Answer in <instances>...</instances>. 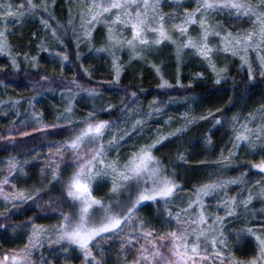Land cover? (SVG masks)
<instances>
[{
  "label": "snow or ice",
  "instance_id": "obj_1",
  "mask_svg": "<svg viewBox=\"0 0 264 264\" xmlns=\"http://www.w3.org/2000/svg\"><path fill=\"white\" fill-rule=\"evenodd\" d=\"M77 3L75 11L69 9L67 24L53 27L50 21L55 17L49 11L48 0H0V56L8 60L7 65H0V74L5 68L16 73L22 64L36 69L40 51L53 55L63 68L69 59L63 35L71 29L77 61L81 58V44L103 54L110 62L111 80L107 83L118 86L125 66L120 54L127 52L128 63L142 62L154 71L158 78L157 95L145 110L139 103V93L145 90H125L118 106L107 103L99 110L93 106L78 116L73 110L72 101L77 95L73 88L90 98L99 95L100 90L84 87L75 79L68 81L72 87L60 89L67 95L63 111L55 118L57 122L46 124L37 119L39 127L32 131L59 129L68 134L61 140L48 141L43 156L32 149L23 159L11 154L0 158V200L4 201L0 218L7 221L10 209L32 202L38 211L55 214L56 222L37 224V217L30 216L18 224L0 223L5 232L25 229L19 233L23 241L20 246L0 249V264H69L70 258L79 264H109L106 252L113 245H118L114 264H264V103L250 108L243 116H228L230 109L226 108L193 115L189 103L192 98L186 94L193 80L205 79L206 73L208 83L216 89L229 83L230 60L238 61L237 67L246 71L244 87L251 85L256 72L264 80V0ZM26 18L39 19L60 49L47 45L43 37L39 38L35 55L15 48L8 39L12 32L9 26ZM98 26L104 42L94 48L93 32ZM59 28L65 29L64 34H58ZM32 35L35 37L36 33ZM166 47L172 49L176 64L174 81L165 78L161 63L153 59ZM185 57L196 59L206 70L193 73L187 86L180 73ZM80 69L90 77V70L82 63ZM48 79L40 77L41 81ZM2 84L4 81L0 80ZM172 89L183 92L169 95ZM34 98H27V103L32 105ZM234 99L230 96L229 104ZM10 102L13 106L19 103ZM6 103L0 100V104ZM172 104L185 110L178 117L167 116L163 121L167 130L159 123L151 128L149 122L164 115ZM102 115L109 118H101ZM176 119L183 123L172 127ZM200 122L210 123L200 137L206 147L213 146L214 130L227 124L230 147L227 154L222 148L211 162L216 174L209 172L204 180L188 185L182 174L188 164L186 151L177 147L167 157L157 152ZM19 135L29 133L21 131ZM134 135L145 138L121 152ZM13 139L0 136V140ZM241 150L247 153L242 160ZM37 160L44 161L40 184L18 186L30 178L26 166L31 167L30 161ZM230 170L237 174L225 177L223 173ZM252 175H259L260 179L250 181ZM230 186L236 191L232 192ZM45 195L47 200L43 199ZM257 203L259 208L254 206ZM210 206L215 210L209 211ZM141 208L151 209L155 216L141 215ZM234 221L241 223L237 227ZM231 237L235 238L234 243H230ZM242 238L247 251L235 248ZM236 251H241L243 258L237 257ZM129 252L133 253L131 259Z\"/></svg>",
  "mask_w": 264,
  "mask_h": 264
},
{
  "label": "trees",
  "instance_id": "obj_2",
  "mask_svg": "<svg viewBox=\"0 0 264 264\" xmlns=\"http://www.w3.org/2000/svg\"><path fill=\"white\" fill-rule=\"evenodd\" d=\"M48 3L50 4L49 11L55 17L54 21H50L53 27L66 25L69 19V9L72 8L75 11L78 8L77 0H55L54 3H52V0H48ZM168 10L165 8V11ZM44 18L47 19V16ZM9 27L12 29V32L8 39L17 49L29 51L33 55L37 54L38 50L36 45L39 43L40 37H43L47 41V45H52L60 49V46L56 45L55 41L50 38L47 31L40 25L39 19L26 18L20 24L13 23ZM64 32V28H59L58 34H64ZM32 33H36V36L33 37ZM63 40L64 47L67 49L66 54L69 57L68 61H65L63 68L60 67L58 59L53 58V55L40 51L36 69L24 67L22 64L20 70L16 73H12L10 68H5L4 72L0 74V80L4 81V84L0 85V100L8 101L6 104H0V127L37 124V119H40L46 124L57 122L55 118L58 113L63 111L66 103L65 96L67 95L66 92H61L60 89L72 87L68 81L73 79L84 87H95L100 90L99 95L95 98H90L86 94L73 88V91L77 92L76 98L72 101L74 105L73 110L78 116L83 115L93 106L97 110L101 107H106L107 103L118 106L121 97L125 95V90L137 91L139 88L144 89L145 91L143 93H139V103L145 106V110L152 97L157 95L156 84L158 83V78L154 71L142 62L134 61L128 63L127 52L120 54L122 61L125 62V66L121 72L119 85L116 86L107 83L111 80L110 62H106L103 54H96L94 51H90L86 44H81V58L77 61L76 46L73 44L71 29H68L67 33L63 35ZM103 42L102 30L98 26L93 32V47H99ZM153 59L157 63H161L165 78L174 81L176 64L172 58V49L170 47L163 48ZM81 63L84 68L90 70V77L84 75L80 69ZM7 64V58L0 56V65ZM237 65L238 61L235 63H232L231 60L229 61V77L231 80L229 83L219 86V89L214 88L212 84L208 83L207 73L205 79L193 80L191 90L186 93L192 98L189 103L194 109V112L191 114L200 115L208 109L226 108L230 109L226 113L228 116L234 113H239L243 116L250 108L264 103V80H261L259 73L256 72L255 79L251 82V85L244 87L247 73L246 71L240 70ZM197 71L205 72L206 70L196 59L185 57L184 65L180 69L181 80L185 86H187L191 75ZM41 76H48L49 79L46 82L41 81ZM234 85L240 86L236 87ZM229 88H231V91L228 90ZM177 92H183V90H169V95L175 96ZM37 93L39 94L37 95ZM230 96L235 98L233 104H229L228 102ZM29 97H35L32 105L27 103V98ZM11 100H18L19 103L13 106L10 102ZM26 109L27 111H25ZM184 110V107L179 104H172L165 110L164 115L154 117L149 122L150 127L156 128L159 123L164 130H167L163 124L167 116L178 117V114ZM17 113L19 114L17 115ZM33 113H39L40 116L36 117ZM116 115H118V112L113 113L112 118H115ZM101 118L108 119L109 117L102 115ZM182 123L183 121L176 119L172 127L178 124L182 125ZM209 127L210 123H197L190 128L186 135L180 137L178 140H172L166 143L157 152L158 155L167 157L175 152L177 147L186 151L188 164L184 166L182 174L185 176V182L188 185L204 180L207 178L209 172L216 174L211 162L217 158L222 148L225 150V154H227V148L230 147L228 144L230 131L227 124L219 127L218 130H214L212 136L213 146L206 147L200 141V137ZM149 130L146 129L145 131ZM49 133L55 134L50 135ZM67 134V132H61L59 129H56L35 133L17 140L1 141L0 158L11 154L23 159L24 154L29 150L42 149L47 145L48 141L61 140ZM144 138L143 136L134 135L132 140L124 145L121 152L126 151L134 141H140ZM246 155L247 153L244 150L240 151L241 160ZM242 170L239 169L237 171ZM237 171H226L223 175L225 177L234 176L237 174ZM248 179L254 181L260 179V176L252 175ZM230 187L232 192L236 191L234 186ZM210 199L215 200V197ZM254 206L256 208L260 207L258 203ZM145 210L151 211L149 208H141L140 212ZM213 210L215 209L210 206L209 211ZM30 216L37 217L36 211L33 209H24L18 216H13L12 221L14 224H18ZM145 216L153 217V215L150 216V213ZM2 222L0 220V223ZM233 223L238 227L241 222L234 221ZM234 241L235 238L231 237L230 243H234ZM235 248L247 251L244 248L243 238L240 244H235ZM116 252V248H111L109 252H106V254H111L109 264H114ZM235 255L243 258L241 251H236Z\"/></svg>",
  "mask_w": 264,
  "mask_h": 264
},
{
  "label": "rangeland",
  "instance_id": "obj_3",
  "mask_svg": "<svg viewBox=\"0 0 264 264\" xmlns=\"http://www.w3.org/2000/svg\"><path fill=\"white\" fill-rule=\"evenodd\" d=\"M174 121H176V120H174ZM54 123H56V122H54ZM60 123H63V121H60ZM36 127H39V125L38 124H31V125H16V126H9V127H0V136H12V137H14L13 140H17V139L27 137V136H20L19 132H21V131L28 132L29 133L28 136L33 135L35 133H39V132H33L32 131V129L36 128ZM48 130H53V129H47L45 131H48ZM1 141H8V140H0V142ZM37 151H39L41 156H43L47 151V147L44 146V148L38 149ZM43 162H44L43 160L30 161L31 167L26 166V170H27L28 176L30 178L27 179L26 184L20 183V184H18V186H20V187L38 186L41 182L40 171H41V164ZM0 175H2V173H0ZM43 199L47 200L48 196L45 195L43 197ZM3 204H4V201L0 200V210H2ZM24 209H33L36 211L37 218L35 219V223H37V224H52V223L56 222L57 217L55 214L51 213L50 210L41 209L38 211L32 202H28V203L22 205L18 209H10V214H9L8 220L4 221L3 218H0V220L3 221L2 223H13V221H12L13 216H18ZM145 213L146 214L150 213V216L153 215V217L155 216V213H153L152 211L149 212V210H145L143 212H140L141 215H146ZM23 231H25V229H17L16 232L13 233L11 229L8 232H5L4 230L0 229V249H7V248H11V247L20 246L23 241L20 238L19 233H21ZM13 236H15V238H13ZM112 248H116L118 250V245H113ZM71 255L74 256L75 253H72ZM110 255L111 254H109V253L106 254V258L108 260L110 259ZM132 255H133V253L129 252L128 258L131 259ZM69 264H79V261L78 260H72L70 258Z\"/></svg>",
  "mask_w": 264,
  "mask_h": 264
}]
</instances>
